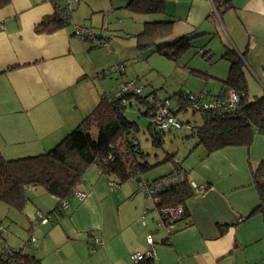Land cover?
<instances>
[{"label": "crops", "instance_id": "obj_1", "mask_svg": "<svg viewBox=\"0 0 264 264\" xmlns=\"http://www.w3.org/2000/svg\"><path fill=\"white\" fill-rule=\"evenodd\" d=\"M81 1L74 5L73 11ZM165 4L166 14L152 20L146 19L150 16L129 12L136 18L141 17V30L148 22L174 20L176 23L166 37L167 43L201 34L202 39L198 41L210 43L208 39L218 37L221 40V36H225L232 49L243 56L247 65L244 72L253 74L252 81L245 74L248 94L249 89L259 95L264 93V0H165ZM63 5L64 0H11L0 10V153L5 158L24 157H15L25 150L20 147L22 144L39 141L40 147L45 148L59 142L92 111L100 97H118L119 85L111 92H98L95 87V81L105 78V73L114 67L104 70L110 61L103 59L105 51L101 45L94 48L83 45L72 33L70 23L51 34L34 33V27L44 17ZM174 14L179 17L175 18ZM70 20H73L72 14ZM71 23L78 25L75 19ZM177 23H182V32L176 29ZM104 29L95 32L99 41L103 39L109 44L111 37L103 33ZM137 34L130 33L134 42ZM227 48L230 49L228 44L217 51L222 56ZM212 51L209 49L214 55ZM108 52L112 53L111 46ZM14 66L19 67L6 71ZM114 74L119 80L117 84L137 81ZM190 148L183 162L177 160L190 185H205L206 191L188 200L190 224L184 227L183 222L177 223L176 231L166 244H162L163 229L156 224L153 226L154 218L157 221L159 216L153 202L140 189L142 181L138 180L134 191L132 185L120 189L115 183L117 187L112 188V181L106 178L105 188L108 189L109 184L110 194L98 184H89L88 180L84 184L83 181L84 185L78 190L85 198L68 199L62 211L65 216L55 222L50 213L57 199L43 188L40 191L26 188L27 205L34 206L32 219L26 217V231L35 238V246L28 254L43 264L49 254L57 253L62 259L66 247L76 249L80 245L91 250L88 264H133L130 256L148 250L146 238L150 235L154 242L152 264H264V218L260 211L251 214L260 203L253 176L264 162V135H255L249 148H225L209 156H205L204 150L196 144ZM92 168L93 175L99 178L102 174L96 167ZM172 171L171 165L165 173L149 179L145 175L142 177L154 181ZM86 177H90L88 172ZM111 203L123 207L121 220L114 221L109 215ZM36 212L50 217L48 223L37 222ZM130 212L136 213L133 220L125 218ZM143 215L142 232L134 220ZM150 226L153 227L148 229ZM156 228L160 236L154 235ZM94 237L99 238L98 244L94 243ZM2 245L0 242V254ZM68 260L63 259L61 263Z\"/></svg>", "mask_w": 264, "mask_h": 264}, {"label": "trees", "instance_id": "obj_2", "mask_svg": "<svg viewBox=\"0 0 264 264\" xmlns=\"http://www.w3.org/2000/svg\"><path fill=\"white\" fill-rule=\"evenodd\" d=\"M10 1L0 0V10L5 8ZM51 1L53 0L48 2ZM65 8L66 0L61 9L55 8L52 15L44 17L34 27V33L51 34L67 26L74 5L70 16L64 13ZM126 9L142 16L160 17L166 14L165 0H129ZM174 24V20L145 23L140 33L135 36L136 50L156 52L179 63L177 59L188 52L190 41L203 35L180 37L170 43H160V40L169 35ZM86 46L94 48L99 44ZM201 56L208 59L210 54L201 52ZM221 59L227 61L229 67L227 76L217 80L221 85V90L217 95H209L207 91L205 94H208L214 101L224 100L226 91L230 90L237 97V103L232 108L222 106L208 107L199 111L192 110L193 115L197 114L200 117L199 121L182 123L178 120L180 129L185 125L190 131L186 139L189 137L195 140L196 147H201L205 156L225 148H249L255 135H264V93L249 97L244 59L241 54L232 48L226 49ZM17 67L19 66L8 68L6 71ZM140 88L141 91L137 95L121 93L118 97L116 95L100 97L99 103L92 111L83 117L78 125L54 147L44 153L13 159L5 158L0 153V202L10 209L23 212L28 200L26 188L40 187L48 195L57 199L50 215L58 219L64 216L62 211L65 210L58 209V200L67 201L73 198L72 193L82 184L91 167H96L100 174L110 179L112 183H116L117 186L129 181H134L136 184L139 183V179L142 181L144 179L142 176L160 164H150L141 151L140 144L135 137L138 127L126 118V105L128 102H134L136 107L144 108L143 115L148 117L152 123L148 127L151 145L162 149L163 135L165 133L174 135L177 130H174L175 133H171L170 130L169 132L158 130L153 123L154 112L163 105L164 100L169 99L175 103L178 102L181 105L180 112L185 114L188 111L187 103L191 95L180 90L170 97L159 99L156 90L149 95L141 96L143 87ZM175 116L177 118L176 114ZM167 162L173 167L170 174L177 171L184 172L180 161L175 158L174 154H166L163 163ZM253 178L260 203L251 214L260 211L264 218V162L259 164ZM193 195L192 187L185 179L154 195L153 198L157 200L153 201V206L154 209H160L181 205L183 212L177 223L183 222V226L187 227L190 224L187 202ZM177 223L172 226L168 219L165 220L164 227L172 226V229L168 238L162 239V244H166L176 231ZM29 239L18 249L8 248L3 242L0 264H40L39 259L26 252L25 248L29 246ZM139 264H152V260L144 259Z\"/></svg>", "mask_w": 264, "mask_h": 264}, {"label": "rangeland", "instance_id": "obj_3", "mask_svg": "<svg viewBox=\"0 0 264 264\" xmlns=\"http://www.w3.org/2000/svg\"><path fill=\"white\" fill-rule=\"evenodd\" d=\"M126 1L127 0H82L78 7L72 12L73 20L71 21H74L75 19V22H77L78 25H90L92 28H95L96 32H100L101 28H106L103 30V33L111 37L108 41L112 47L111 54H109L107 48L105 47H103L104 49L98 48L105 51V57L103 59L110 61V64L105 66L104 70L110 66H114L112 70L108 71L109 73H105V78L100 79V81H95V87L98 92H101V90L111 92L119 85L117 84L119 80L114 74L115 72L124 79H137L136 85L138 87H143L141 96L149 95L153 90H156V94H158L159 99L167 96L170 97L180 90L189 93L191 96H198L204 91H208L210 93L209 95H213L217 93L218 90H221L217 80L224 79L226 77L225 75H227L229 67L228 62H225L220 58L221 54L217 50L223 49V46H227V44L230 49L232 48L225 36H221V40L218 37L215 39H208L211 40L210 43H208L207 40L198 41L201 40L202 37L192 39L190 41V49L188 52L181 55L179 59H177L179 60V63H176L163 55H159L156 52L150 53L147 51L137 53L134 49L135 42L130 38V33L137 34L141 30V17L136 18V16H132L131 13L125 9L124 5ZM174 17L178 18L179 16L174 14ZM153 18L155 17L150 16L146 19L152 20ZM184 19L185 18H182L183 22ZM181 24L182 23L176 24V29L180 32H182L181 28H183ZM168 41V38H164L159 42L163 43ZM209 49L213 50L212 52L214 55L209 53L210 59L207 60V58H203L201 56V52L202 50L203 52H209ZM246 66L247 65L245 63V70L247 68ZM118 68L120 71L123 69L124 74L117 72ZM245 74L248 78H251L252 81L253 74L249 72H245ZM255 84L260 87L257 82ZM252 91V89H249V97L259 95V93H253ZM209 100L210 98L204 97L202 102L207 103ZM177 110L179 111V109L175 110L177 113V120L182 123L186 121L200 120V117L197 114H192L193 109L190 108L189 105L188 111L185 114L182 111L179 113ZM143 112L144 108L136 107L134 102H128L126 105V118L129 121L134 122L138 127L135 137L140 144L141 151L145 154L146 159L150 164H160L155 167L154 170L145 175V177L149 179L152 176L160 175L171 169V164L169 162L163 163L166 158V154H174L176 159L183 162L185 160V156H187L186 153L188 149L190 147V149H192L193 145L196 144V141H191V138L189 137L186 139V137L190 135V131L185 125H183V127L175 133V138H173V135L168 133L163 135L164 143L162 144V149L152 146L148 134V127L151 126L152 123L148 117L143 115ZM57 143L58 142L45 146V148L40 147L39 141L36 143L22 144L20 147H25V150L21 151L20 154L15 157L39 154V152L44 153L45 151L51 149L50 147H54ZM91 169L93 168L91 167L88 171V176L90 177L85 176L83 180L84 184H86V181L88 180L89 184H98L100 188L104 187L107 194H110L107 190H111L112 188L109 184L108 189L107 187L105 188V185L107 186L105 176L100 175L98 178V175H93V171H91ZM130 185L134 187L135 191L136 183L134 181L120 184L119 188H129L126 186ZM37 189L39 191L41 190L40 187ZM140 199H143L142 195L140 196ZM147 204L149 205L148 202ZM33 211L34 206H28L27 203L24 206L23 212H18L14 209L8 208L4 203L0 202V225L2 226L0 242H4L9 246V248L12 247L11 249L21 248L24 242H26V240L30 237V233L26 231V227L28 225L26 217L32 219ZM109 215L114 221L121 220L124 217L123 207H120L118 203H111L109 205ZM135 215L136 213L130 212L127 213L125 218L131 217L133 220ZM59 220H61V218L57 219V221ZM55 221L56 219L53 218L52 222ZM134 221L136 225L139 226L140 231L143 232L144 228L141 227V217H138V219ZM156 223L157 221L154 218L153 226H155ZM57 226L60 228L59 224H57ZM152 227L150 226L148 229ZM153 233L154 235L156 234L155 236H160L161 234L157 228L155 231L153 230ZM25 249L27 250V253H29L30 246ZM90 251L89 248L80 245H78L76 249H68L66 247L65 255L62 259H59L58 256H56L57 253H55V255L49 254L48 257L43 260V264H88L87 259L91 256L89 253ZM63 259L70 260L65 261V263H61V260Z\"/></svg>", "mask_w": 264, "mask_h": 264}, {"label": "built area", "instance_id": "obj_4", "mask_svg": "<svg viewBox=\"0 0 264 264\" xmlns=\"http://www.w3.org/2000/svg\"><path fill=\"white\" fill-rule=\"evenodd\" d=\"M45 2H48L50 0H44ZM79 0H66V8L64 13L67 16H70L71 9L73 5L77 4ZM69 23L72 27V33L74 34L75 37H77L83 45H89L92 46V44H99L102 47L107 48L110 50L109 44L103 40L100 39L98 40L99 37L94 31L93 28L87 27V26H81V25H75L71 23L70 17H69ZM102 37V35H100ZM123 70V69H122ZM117 72H121L120 69H117ZM118 91V96L121 93H130L137 95L140 91L141 88L137 87L134 81H126L123 83L119 84V87H117ZM204 97L210 98V100L207 103H203L202 100ZM237 103V97L235 96L234 92L232 91H226V98L224 100H212L211 97L205 94V92L199 94L198 96H191L190 100L188 101V105L190 108L193 110H202L208 107H229L232 108L235 104ZM176 109H179L178 112H180L181 108L179 103H175L173 100H165L163 102V105L158 107L156 111L154 112V124L158 128V130L162 131H171V133H175L174 130L180 129V122H178L175 113ZM177 115V113H176ZM177 162V161H175ZM186 179L185 173L183 171H177L174 174L166 175L165 177L159 178L158 180L155 181H146L142 180L140 183V189L143 190L145 193L146 197L150 201L157 200L156 198H153L154 195L159 194L163 190L169 188L170 186L182 182ZM112 188H116L115 183H111ZM193 190V194H203L206 191V186L205 185H193L191 186ZM72 196L76 197L79 200H82L85 198V194L78 189H76L73 193ZM66 208V200H58V209L64 210ZM158 213V220L156 223L157 228H162L164 231V239L168 238V234H170V230L172 229L173 224L178 222V218L182 215V206L178 205L176 207L172 208H160V209H154ZM36 219L39 220L40 224H46L48 223L49 218L47 216H43L40 212H36L35 214ZM145 215L142 216V221L144 220ZM168 219L172 223V226L169 227H164V222L165 220ZM1 224V223H0ZM2 234V226L0 225V235ZM93 241L95 244H98L99 238L94 237ZM35 238L32 236L29 239V246L33 247L35 246ZM146 244L149 246L148 250L144 253L141 252H135L130 256V261L133 264H139L142 260L144 259H153L154 256V251H153V246L154 242L153 239L150 235L147 236L146 238Z\"/></svg>", "mask_w": 264, "mask_h": 264}]
</instances>
